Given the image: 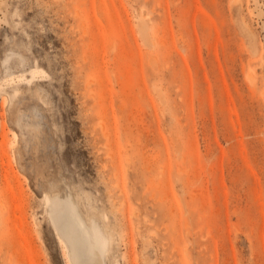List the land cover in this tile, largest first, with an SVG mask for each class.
I'll use <instances>...</instances> for the list:
<instances>
[{
    "label": "rangeland",
    "instance_id": "rangeland-1",
    "mask_svg": "<svg viewBox=\"0 0 264 264\" xmlns=\"http://www.w3.org/2000/svg\"><path fill=\"white\" fill-rule=\"evenodd\" d=\"M0 187V264H264V0H0Z\"/></svg>",
    "mask_w": 264,
    "mask_h": 264
},
{
    "label": "bare ground",
    "instance_id": "bare-ground-1",
    "mask_svg": "<svg viewBox=\"0 0 264 264\" xmlns=\"http://www.w3.org/2000/svg\"><path fill=\"white\" fill-rule=\"evenodd\" d=\"M1 191L3 190L1 189ZM16 217L18 218V216ZM87 217H89V220L91 219L90 216L87 215ZM51 223L54 229L58 231L60 235L64 237L70 243L76 255V260L78 261V264H103V255L106 253V248L109 247L111 239L107 238L106 245L101 246L98 243V241L92 237V234H91V231H89L87 222L80 216L78 212L77 204L75 202H70L66 206H58L51 215ZM8 227L10 229V226ZM10 231L11 230H9V232ZM3 237H1V239H3ZM74 264H76L75 260H74Z\"/></svg>",
    "mask_w": 264,
    "mask_h": 264
}]
</instances>
